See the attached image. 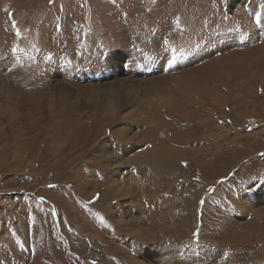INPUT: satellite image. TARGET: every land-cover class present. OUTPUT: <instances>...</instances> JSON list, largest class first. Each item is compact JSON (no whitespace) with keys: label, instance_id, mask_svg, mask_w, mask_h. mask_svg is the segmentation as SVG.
Instances as JSON below:
<instances>
[{"label":"rangeland","instance_id":"1","mask_svg":"<svg viewBox=\"0 0 264 264\" xmlns=\"http://www.w3.org/2000/svg\"><path fill=\"white\" fill-rule=\"evenodd\" d=\"M0 264H264V0H0Z\"/></svg>","mask_w":264,"mask_h":264},{"label":"snow or ice","instance_id":"2","mask_svg":"<svg viewBox=\"0 0 264 264\" xmlns=\"http://www.w3.org/2000/svg\"><path fill=\"white\" fill-rule=\"evenodd\" d=\"M13 27H15V25H13ZM19 35H20V33L17 32V36H19ZM13 51H16V49H13Z\"/></svg>","mask_w":264,"mask_h":264}]
</instances>
